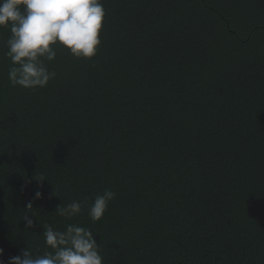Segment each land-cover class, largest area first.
<instances>
[{
  "label": "trees",
  "instance_id": "trees-1",
  "mask_svg": "<svg viewBox=\"0 0 264 264\" xmlns=\"http://www.w3.org/2000/svg\"><path fill=\"white\" fill-rule=\"evenodd\" d=\"M101 2L97 55L57 47L44 88L12 86L0 27V259L71 223L104 264H264V0Z\"/></svg>",
  "mask_w": 264,
  "mask_h": 264
},
{
  "label": "clouds",
  "instance_id": "clouds-1",
  "mask_svg": "<svg viewBox=\"0 0 264 264\" xmlns=\"http://www.w3.org/2000/svg\"><path fill=\"white\" fill-rule=\"evenodd\" d=\"M105 16L101 0H0V27L10 28L11 32L5 55L12 63L8 73L12 86L46 87L56 75L46 61L55 60L57 47L66 48L77 58L95 57L102 43ZM41 197L42 192L36 191L35 198ZM115 197L116 193L108 188L94 197L87 210L92 222L103 218ZM86 203L73 200L66 206L59 205L55 213L73 218L81 214ZM26 208H32V204ZM22 220L25 229L34 227L29 214ZM43 235L49 251L34 254L27 247L9 257L8 264H104L99 243L89 228L70 223L66 230L59 231L48 226ZM3 252L0 248V256ZM0 264H4L2 259Z\"/></svg>",
  "mask_w": 264,
  "mask_h": 264
}]
</instances>
